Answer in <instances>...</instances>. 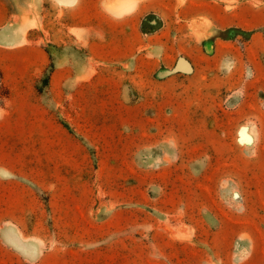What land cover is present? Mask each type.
Returning a JSON list of instances; mask_svg holds the SVG:
<instances>
[{"label": "rangeland", "instance_id": "obj_1", "mask_svg": "<svg viewBox=\"0 0 264 264\" xmlns=\"http://www.w3.org/2000/svg\"><path fill=\"white\" fill-rule=\"evenodd\" d=\"M125 1L0 0V264H264V0Z\"/></svg>", "mask_w": 264, "mask_h": 264}, {"label": "bare ground", "instance_id": "obj_2", "mask_svg": "<svg viewBox=\"0 0 264 264\" xmlns=\"http://www.w3.org/2000/svg\"><path fill=\"white\" fill-rule=\"evenodd\" d=\"M70 1V0H66ZM133 7V3L130 0H126L118 5V9L120 12L127 11Z\"/></svg>", "mask_w": 264, "mask_h": 264}, {"label": "crops", "instance_id": "obj_3", "mask_svg": "<svg viewBox=\"0 0 264 264\" xmlns=\"http://www.w3.org/2000/svg\"><path fill=\"white\" fill-rule=\"evenodd\" d=\"M29 256L31 259H36L37 258V254L35 252H30Z\"/></svg>", "mask_w": 264, "mask_h": 264}]
</instances>
